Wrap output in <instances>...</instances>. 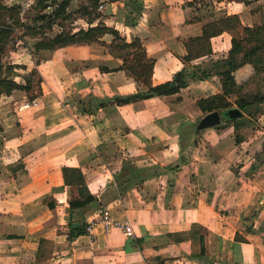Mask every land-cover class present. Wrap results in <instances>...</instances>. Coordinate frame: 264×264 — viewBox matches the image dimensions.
I'll return each instance as SVG.
<instances>
[{"label": "crops", "instance_id": "0c3cea01", "mask_svg": "<svg viewBox=\"0 0 264 264\" xmlns=\"http://www.w3.org/2000/svg\"><path fill=\"white\" fill-rule=\"evenodd\" d=\"M136 1L138 16L126 0H103L101 16L91 23L81 15L83 25L73 30L103 22L126 41L139 37L155 60L154 85L208 60L184 62L186 41L219 18L202 2ZM244 3L224 15L236 13L249 26L263 23L264 3L255 11ZM135 15V23H127ZM231 38L227 31L212 38L214 58L227 56ZM113 39L107 33L99 42L42 49L39 63L29 45L14 52V78L24 83L18 70L36 69L41 84L33 81V100L23 89L0 96V264H264V128L241 129L239 143L225 120L220 129L183 133L203 112L198 100L223 91L217 74L174 94L85 111L81 101L92 97L143 90L111 51ZM215 41L218 48L228 43L218 56ZM234 74L244 84L255 68L247 63ZM127 161L179 166L107 196ZM63 166L80 168L89 191L102 197L83 209L81 225L109 209L113 220L131 224L134 235L105 223L72 235L69 221L80 209L71 214L68 207L79 193L65 183Z\"/></svg>", "mask_w": 264, "mask_h": 264}, {"label": "trees", "instance_id": "16d2710c", "mask_svg": "<svg viewBox=\"0 0 264 264\" xmlns=\"http://www.w3.org/2000/svg\"><path fill=\"white\" fill-rule=\"evenodd\" d=\"M50 1L54 2L55 8L51 12H46L40 17L48 21L47 28L53 29L55 24L62 27L61 31L54 36H49L44 33L45 26L38 27V30L24 25L21 17V10L19 6H9L5 0H0V96L3 93H11L15 89H23L29 92V97L33 100L36 96L31 93L34 88L33 80L26 78L24 83L17 81L12 75H7L4 72L6 66L2 63V55L6 51L7 37L13 33L17 25L25 26V28L37 33H44V36L35 43V48L32 53L36 57V62L39 63L40 59L37 54L42 49H55L58 47L66 46L74 43H92L99 42L101 38L111 33L114 37L113 42L110 44V49L116 55L123 58V67L128 69L136 81L143 86V90L134 93L115 96L110 99H103L100 97H92L90 100L81 101L83 109L91 112L95 109L105 106L108 103L118 105L132 103L134 101L149 98L157 95H169L181 91L182 88L187 87L193 80H204L210 76L217 74L220 76L223 91L213 94L198 100V105L204 113L214 110H223L233 107L230 96L236 94L239 88H242L236 81L234 72L241 66L250 63L255 68V75L264 72V22L252 26L244 25L238 14H228L218 19L210 20L204 24L202 34L199 36L191 37L186 41L188 53L184 56V62L188 63L192 60L208 56V60L204 62L185 66L180 71L176 72L171 80L154 85L152 82L153 71L155 67V60L149 57L142 40L139 37L134 38L132 41H126L121 35L119 30L107 26L103 22H99L95 26L88 29L79 28L74 31L67 29L64 21L71 16L68 7L72 0H37L41 9L49 7ZM131 9L136 12L137 16L141 13V6L136 0H126ZM247 3L248 0H237ZM103 0H84L78 7L80 14L93 23L101 16L98 10L99 5ZM60 18L61 22L56 19ZM136 15L127 19V23H135ZM242 30V35H233L231 38V47L226 57H213L212 38L222 34L223 32H235ZM15 64H10L9 68L14 69ZM30 75H38L36 69L30 72ZM39 85L41 84V76H38ZM238 95L236 105L243 112L244 116L238 119H227L231 121L236 130V142L239 143L243 140L239 132L243 126L251 121V113L253 108L259 109L264 103V94H254L253 96ZM4 145V139L0 135V149ZM179 165H151L139 167L127 161L124 163L121 172L115 175V183L108 187L107 196L117 197L125 190L139 185L143 180L151 175H161L170 168L178 167ZM254 168V167H253ZM64 181L67 185H74L78 188L79 197L72 199L68 207V211L72 214L75 210L80 209L77 213V220L70 219L69 227L71 234L86 233V224L75 228L73 223L81 220L79 216L83 213V209L88 205L102 203V197L92 194L86 184L85 176L82 170L78 167L63 166ZM239 239L241 236H238ZM243 239V237H241Z\"/></svg>", "mask_w": 264, "mask_h": 264}, {"label": "rangeland", "instance_id": "374dc122", "mask_svg": "<svg viewBox=\"0 0 264 264\" xmlns=\"http://www.w3.org/2000/svg\"><path fill=\"white\" fill-rule=\"evenodd\" d=\"M55 1L58 2L60 0H55ZM198 1L202 2L201 4H203V6L205 8H207L205 11L210 13V14L212 13V15H214V17L215 16L222 17L225 14L224 13L225 11H227V10L232 11V10L238 9L239 8L238 4L240 2L237 0H233L234 2H231L228 4V1H230V0H198ZM83 2H84V0H72L71 4L69 5L68 11L71 12V16L68 17L64 21L65 27L67 29L70 30V29H73L75 27L83 25L84 21L79 18L81 16V14L78 11V7ZM5 3L8 4L9 6H12V5L19 6L20 10H21L22 22L24 25H28L30 28L38 30V27H41V25L45 26L43 28L46 30L44 33H47V35H49V36H54L56 33L60 32L62 29V27L58 24H55L56 26H54L53 29L47 28L46 22H48V21H45L40 17L42 14H44L46 12L47 13L51 12L55 8L54 2H52V1H50L51 5L49 7H47L46 9H41L39 7L40 4L37 2V0H5ZM263 3H264V0H248V2L244 3V4L251 11L252 10L255 11L256 8L262 6ZM98 10L100 11L101 9L98 8ZM76 19H79V20L76 21ZM56 21L61 22V19L58 18V19H56ZM75 22H77V23H75ZM242 23L244 25H246L244 22H242ZM227 32L232 36L233 35L239 36V35L243 34L242 30H238L235 32H229V31H227ZM44 33H39L37 35L36 32L25 28V26H22V25L16 26L15 31L7 37L6 51L2 55V63L6 66V68L4 69L5 74L12 75L14 77L15 73L17 72L14 69L9 68V65L13 64L12 61L17 59L14 52L21 49L22 47H25L28 45L33 50L35 48L34 47L35 43L41 38V36H44ZM227 44H228L227 42H226V45L223 44L222 42H220L219 48H218L217 41H215V46L218 48V52H217L218 54L216 56L223 53V52H221V49L225 46L227 47ZM18 71L21 72V74H24L26 76L25 79L31 77V79L34 82H36L38 80L37 75H30V73L29 74L23 73V70H21V69ZM25 79H24V81H25ZM21 80L23 81V79H21ZM240 85L242 86V88H239L240 92L230 96V100H231L233 106H237L236 105V99H237L238 95H246V96H250V98H252L251 96H253L254 94H257V93L264 94V74L255 75L251 80L247 81L244 84H240ZM203 114H205V113L202 112L200 114H196L194 116V122H191L182 128V131H184L183 133L186 134L188 130H190V131L193 130L196 134H199L200 132H202L201 130H203V129H196V124L198 123L200 117L203 116ZM251 118H252L251 121L248 122L245 126H243L241 128L244 130L245 133H248V132L253 133L254 129H257V128L260 129L258 126H261L262 128H264V103L260 106L259 109L253 108V112L251 113ZM230 124L233 125V127L235 129V126L231 121L225 120L224 126H228ZM217 128L220 129V128H223V126L217 125ZM235 132H236V130H235ZM239 132L241 133V130ZM257 140H258V138L255 139L251 143V145L254 144V142H256Z\"/></svg>", "mask_w": 264, "mask_h": 264}, {"label": "water", "instance_id": "95a60500", "mask_svg": "<svg viewBox=\"0 0 264 264\" xmlns=\"http://www.w3.org/2000/svg\"><path fill=\"white\" fill-rule=\"evenodd\" d=\"M244 116V112L237 106L229 107L223 110H214L208 113H205L197 123V129H204L212 126H217L221 124L223 120H233L242 118ZM81 225L80 221H75L73 226L75 228Z\"/></svg>", "mask_w": 264, "mask_h": 264}, {"label": "built area", "instance_id": "2783aa9c", "mask_svg": "<svg viewBox=\"0 0 264 264\" xmlns=\"http://www.w3.org/2000/svg\"><path fill=\"white\" fill-rule=\"evenodd\" d=\"M99 8L100 9L103 8V2H101ZM34 103H36L35 100H34V102H31V104H34ZM26 105H29V104H26ZM99 223H105L107 225L121 224V225H123L127 235H129V236L134 235L133 228H132L131 224L128 222L127 223H121L119 221L113 220L111 218L109 209H105L101 214L92 217L86 223V231L92 232L93 228L96 227Z\"/></svg>", "mask_w": 264, "mask_h": 264}]
</instances>
